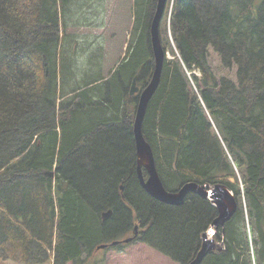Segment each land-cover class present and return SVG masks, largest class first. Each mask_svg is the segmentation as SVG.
I'll use <instances>...</instances> for the list:
<instances>
[{
	"label": "trees",
	"instance_id": "obj_1",
	"mask_svg": "<svg viewBox=\"0 0 264 264\" xmlns=\"http://www.w3.org/2000/svg\"><path fill=\"white\" fill-rule=\"evenodd\" d=\"M71 1L0 0V264H78L101 245L137 243L190 264L217 208L195 194L161 203L136 170L129 90L153 74L157 0L136 1L126 57L106 78L74 71ZM165 18L172 59L142 122L157 173L169 192L222 183L238 200L215 237L223 251L202 264H264V0H169ZM210 48L237 67L236 83L215 77ZM136 227L131 243L111 246Z\"/></svg>",
	"mask_w": 264,
	"mask_h": 264
},
{
	"label": "rangeland",
	"instance_id": "obj_2",
	"mask_svg": "<svg viewBox=\"0 0 264 264\" xmlns=\"http://www.w3.org/2000/svg\"><path fill=\"white\" fill-rule=\"evenodd\" d=\"M136 1L137 0L71 1L68 11L66 12L67 15L65 25L67 26L66 34L68 37L65 44L66 49L68 50L66 51L70 56L72 55L74 57V61L72 63L74 71L77 73L76 75H81V77H83L85 76V73H93L94 75L106 78L121 64L126 55V47L130 42L129 35L134 27L133 22L136 14V10H134ZM166 21V18L165 20L163 19L160 26V32L163 31L167 25H169V20L167 22ZM142 23L143 25L146 24L144 22ZM139 34L140 33H137L136 35L139 36ZM136 37L133 40L134 43L137 39ZM167 57L171 58L170 52L167 53ZM208 58L211 67L210 70H212L218 80L226 77L236 83V66H232L231 68L225 67L220 56L212 48L209 49ZM216 134L218 135V133ZM135 152L136 160H138L136 145ZM137 168L138 162L136 161V170ZM142 171H145L144 167L142 168ZM143 174L145 180L147 181L149 176L145 173ZM239 185L242 187L241 182H239ZM243 202L244 208L245 206L247 207L245 199H243ZM246 231L250 242L252 238V231L247 220ZM131 234L132 233L130 232L129 234L119 235L118 239L123 241ZM217 243L220 242L217 240ZM127 247H129L128 251L130 254V260L127 264H178L155 249L143 244L137 243ZM111 251L109 249H97L92 254L84 256L78 264H104V260H106V264H118L113 259L114 254H112ZM115 255L117 254L115 253ZM4 264L15 263L6 261ZM46 264H53V262H48Z\"/></svg>",
	"mask_w": 264,
	"mask_h": 264
},
{
	"label": "water",
	"instance_id": "obj_3",
	"mask_svg": "<svg viewBox=\"0 0 264 264\" xmlns=\"http://www.w3.org/2000/svg\"><path fill=\"white\" fill-rule=\"evenodd\" d=\"M167 0H158L157 13L152 21L151 33L150 35V47L152 49L153 60H154V70L152 71V77L148 85L142 90L139 98L138 107L136 109V117L134 121V138L135 145L137 151V159L138 162V175L140 180V186L144 189L145 192H148L149 195L155 200L164 203L170 206H182L185 203V199L189 196V194H195L201 196L203 199H206L212 203V205L217 208L218 216L212 223L211 227L208 231L203 235V246L201 248L200 253L197 258L191 262L190 264H202L204 258L212 251H223L224 246L223 243H217L213 236L221 231H224L226 224L233 218L238 209V200L234 193L227 187L225 184H217L214 186L211 185H200L195 182H189L182 186V188L175 193L168 192L163 182L157 173L156 162L154 158V153L151 145L146 140L143 133V123L145 119V115L152 97L156 94L159 84L161 83L164 62L167 52L165 50L162 43L160 33L161 19L164 14V8L166 6ZM137 79H134L131 85L130 95L134 96L139 92V87L136 86ZM147 168L148 180L146 181L144 178V174L142 173V168ZM48 176L54 175L53 173L47 174ZM113 212L109 210L108 212L103 213V221L106 222L111 216ZM138 236V227L134 230V237ZM134 237L128 238L124 241L114 242L111 246L130 243ZM106 246H102L100 248H105Z\"/></svg>",
	"mask_w": 264,
	"mask_h": 264
},
{
	"label": "bare ground",
	"instance_id": "obj_4",
	"mask_svg": "<svg viewBox=\"0 0 264 264\" xmlns=\"http://www.w3.org/2000/svg\"><path fill=\"white\" fill-rule=\"evenodd\" d=\"M168 2H169V0H167L166 6H165V8H164L165 10H164L163 17H162V19H161V21H160L161 23H162L163 19H165L166 8H167V5H168ZM157 7H158V0H157V3H156V9H157ZM156 9H154V10H155V14H154V17H153L152 21L154 20V18H155V16H156V13H157V10H156ZM170 13H171V11H170ZM169 16H170V14H169ZM168 20H169V19H168ZM152 21H150L151 24H150V28H149V29H150L149 34L151 33V26H152V23H153ZM134 22H135V20H134ZM166 22H167V21H166ZM161 23H160V24H161ZM160 33H161V32H160ZM160 33H159V35H160ZM149 34H148V35H149ZM130 35H131V33H130ZM130 35H129V40L131 39V36H130ZM149 37H150V35H149ZM161 39H162V36H161ZM162 43H163V41H162ZM128 44H129V43H128ZM127 47H128V46H127ZM126 51H127V50H126ZM125 57H126V55H125ZM125 57L123 58V60L125 59ZM167 58H168V57L166 56V58H164V59L166 60ZM164 63H165V62H164ZM118 67H119V66H118ZM118 67H117V68H118ZM117 68H116V70H117ZM116 70H115V71H116ZM115 71L112 72V73H110L109 77H111V76L113 75V73H115ZM136 86H137V85H136ZM139 89H140V90H139V92H138L136 95L131 96V95H130L131 88H130V90H129V96H130V97H135V98L137 97V98H138V97L140 96L142 90H143V89H141V88H139ZM138 103H139V98H138ZM138 103H137V107H138ZM137 107H136V109H137ZM135 111H136V110H135ZM135 117H136V113H135ZM135 117H134V121H135ZM133 128H134V123H133ZM133 134H134V133H133ZM134 139H135V138H134ZM167 159H168V158H167ZM148 172H149L148 169L145 167V171H144L143 173L149 175L150 173H148ZM181 188H182V187H181ZM181 188H180V189H181ZM122 189H123V187H122ZM165 189H166V188H165ZM166 190H167V189H166ZM167 191H168V190H167ZM168 192H169V191H168ZM177 192H178V191H177ZM146 193L149 195L148 192H146ZM171 193H175V192H171ZM189 195H190V194H189ZM189 195H187V196H189ZM149 196H150V195H149ZM185 201H186V199H185ZM104 213H105V212H104ZM102 214H103V213H102ZM101 218H102V221H103V215H101ZM103 222H104V221H103ZM217 234H218V232L213 236L214 239H215V237L217 236ZM203 235H204V234H203ZM215 241H217V240L215 239ZM220 243H223V241L220 242ZM102 246H106V247H105V248H100V247H102ZM108 246H109V244H104V245L99 246L97 249H98V250H100V249L103 250V249H106ZM202 246H203V236H202V245H201V248H202ZM223 246H224V245H223ZM200 251H201V249H200ZM200 251L198 252V254L200 253ZM215 251H216V250H215ZM215 251H212V252H215ZM212 252H210V253H212ZM210 253H209V254H210ZM198 254H197V256H198ZM197 256H196V258H197ZM207 256H208V255H207ZM207 256H206V257H207ZM206 257H205V258H206ZM196 258H195V259H196ZM205 258H204V259H205ZM195 259H194V260H195ZM194 260H193V261H194ZM193 261H192V262H193Z\"/></svg>",
	"mask_w": 264,
	"mask_h": 264
},
{
	"label": "crops",
	"instance_id": "obj_5",
	"mask_svg": "<svg viewBox=\"0 0 264 264\" xmlns=\"http://www.w3.org/2000/svg\"><path fill=\"white\" fill-rule=\"evenodd\" d=\"M144 245V244H143ZM132 246V245H131ZM146 246V245H145ZM129 247H126L125 249H122V250H114V251H111L113 255V259L116 261V263L118 264H127L130 260V254H129ZM115 252L117 255H115ZM106 260H104V264Z\"/></svg>",
	"mask_w": 264,
	"mask_h": 264
}]
</instances>
